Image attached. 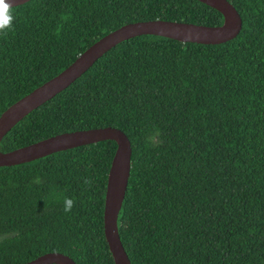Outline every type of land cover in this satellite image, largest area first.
<instances>
[{
    "label": "trees",
    "instance_id": "trees-1",
    "mask_svg": "<svg viewBox=\"0 0 264 264\" xmlns=\"http://www.w3.org/2000/svg\"><path fill=\"white\" fill-rule=\"evenodd\" d=\"M226 1L241 22L231 40L121 41L0 139L7 152L120 130L130 156L116 230L130 264H264V0ZM13 15L0 34V113L123 24L221 23L195 0H28ZM113 150L104 140L0 167V264L46 252L112 264L101 211Z\"/></svg>",
    "mask_w": 264,
    "mask_h": 264
},
{
    "label": "water",
    "instance_id": "water-1",
    "mask_svg": "<svg viewBox=\"0 0 264 264\" xmlns=\"http://www.w3.org/2000/svg\"><path fill=\"white\" fill-rule=\"evenodd\" d=\"M28 0H12L13 7ZM216 11L221 23L205 26L181 21L145 20L123 24L84 48L64 69L23 95L0 113L1 137L27 113L45 103L79 77L97 58L121 41L140 35H153L179 43L218 45L231 40L240 29V18L226 0H195ZM112 141L114 150L106 172L101 211L102 236L112 264H130L119 242L116 215L126 187L130 146L117 128L104 126L63 132L31 144L0 152V167L27 163L54 152L99 141ZM23 264H75L68 256L46 252Z\"/></svg>",
    "mask_w": 264,
    "mask_h": 264
},
{
    "label": "clouds",
    "instance_id": "clouds-1",
    "mask_svg": "<svg viewBox=\"0 0 264 264\" xmlns=\"http://www.w3.org/2000/svg\"><path fill=\"white\" fill-rule=\"evenodd\" d=\"M13 3L12 0H0V34L7 36L8 32L13 29ZM39 182V181H36ZM90 183V181H86ZM65 212H70L74 201L72 199H65Z\"/></svg>",
    "mask_w": 264,
    "mask_h": 264
}]
</instances>
